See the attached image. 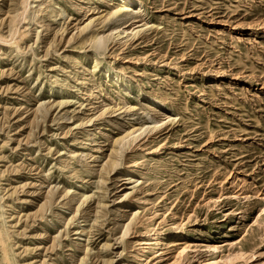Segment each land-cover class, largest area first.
I'll list each match as a JSON object with an SVG mask.
<instances>
[{"label": "rangeland", "instance_id": "rangeland-1", "mask_svg": "<svg viewBox=\"0 0 264 264\" xmlns=\"http://www.w3.org/2000/svg\"><path fill=\"white\" fill-rule=\"evenodd\" d=\"M129 1L0 0V264H264V0Z\"/></svg>", "mask_w": 264, "mask_h": 264}, {"label": "bare ground", "instance_id": "bare-ground-1", "mask_svg": "<svg viewBox=\"0 0 264 264\" xmlns=\"http://www.w3.org/2000/svg\"><path fill=\"white\" fill-rule=\"evenodd\" d=\"M122 1H123L124 3H126V6L130 3L129 0H122ZM126 6H125V7H126ZM125 7H124V8H125ZM120 8H121V7H120ZM122 8H123V7H122ZM116 12H118V11H117V10H116V11L114 10V12H113L112 14H116ZM12 33H13V32H12ZM179 244H181L179 241H173V245H175L176 247H177ZM173 248H174V247H173ZM211 248H213V250H216V249H217V247L214 246V245H212ZM177 249H178V247H177ZM175 250H176V249H175ZM181 254H182V252L179 253V255H181ZM215 258H216V256H215ZM177 261H178V259L175 260V262H177ZM213 263H214V262H213Z\"/></svg>", "mask_w": 264, "mask_h": 264}]
</instances>
